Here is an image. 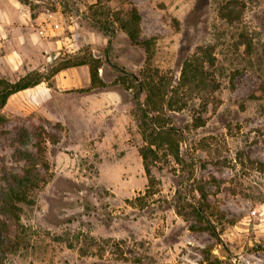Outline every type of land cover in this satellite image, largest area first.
Returning a JSON list of instances; mask_svg holds the SVG:
<instances>
[{
  "label": "rangeland",
  "instance_id": "rangeland-1",
  "mask_svg": "<svg viewBox=\"0 0 264 264\" xmlns=\"http://www.w3.org/2000/svg\"><path fill=\"white\" fill-rule=\"evenodd\" d=\"M17 1L76 22L74 61L97 60L105 88L90 90L81 77L77 88L39 101L18 93L0 109V202L25 166L18 153H33L39 135L43 177L33 204L18 205V223L0 217L14 243L0 264H264V0ZM132 9L148 53L121 30ZM187 60L203 69L180 87ZM21 75L0 68L11 83ZM132 76L169 91L165 115L179 134L181 162L161 156L153 195ZM193 207L210 230L189 229L203 226Z\"/></svg>",
  "mask_w": 264,
  "mask_h": 264
},
{
  "label": "trees",
  "instance_id": "trees-1",
  "mask_svg": "<svg viewBox=\"0 0 264 264\" xmlns=\"http://www.w3.org/2000/svg\"><path fill=\"white\" fill-rule=\"evenodd\" d=\"M35 15L31 14L33 19ZM139 20L140 17L135 9L131 10L130 17L127 21L121 23V30L125 32L130 43L135 46H141L148 53L150 50V40L139 41ZM81 51V50H80ZM79 51V52H80ZM78 55V54H77ZM66 58H59L55 63L56 67H52V74L61 70L71 68L88 66L89 70V88H105V84L100 79L98 74V61L91 59L85 60L81 58L74 61L76 55L66 54ZM203 61H197L192 64L190 60L184 62L181 70L180 87L184 86L195 74L202 72ZM148 75V74H147ZM148 77V78H146ZM144 76L139 81L135 77H131L132 84L135 88V96L133 100L134 108L132 114L137 122V128L141 136L142 145L138 148V154L142 161L144 173L147 177L146 195H153V178L151 176V168L160 161L161 156H170L176 164L181 161L179 159V134L176 128L170 124L166 117V111H172L173 102L171 96L168 97L169 91L161 84L155 82L153 78ZM45 76L42 74L26 75L17 82H9L0 79V109H2L10 96L26 89H31L40 84ZM144 93V100L140 102L138 95ZM3 118L0 116V121ZM196 127L201 126L195 124ZM36 138L35 150L33 153L25 150L19 152L18 155L24 161L25 166L21 169V173H15L6 189L2 191V198L0 202V217L9 218L12 223H18L19 213L21 211L18 205H32L33 200L29 197L30 191L37 187L38 181H43V177L36 170L35 160L40 157L42 153L41 135ZM202 201L206 199V195L202 189L197 191ZM129 203V201H126ZM194 214L203 225L202 228L190 227L191 231H199L201 229L210 230L211 227L204 215L202 207H193ZM205 221V222H204ZM9 229L6 222L0 219V255H4V251L14 247V243L10 240ZM0 257V259H1Z\"/></svg>",
  "mask_w": 264,
  "mask_h": 264
},
{
  "label": "crops",
  "instance_id": "crops-1",
  "mask_svg": "<svg viewBox=\"0 0 264 264\" xmlns=\"http://www.w3.org/2000/svg\"><path fill=\"white\" fill-rule=\"evenodd\" d=\"M77 28L76 22H65L59 12H41L32 19L30 10L17 0H0V68L18 70L21 78L31 72L42 74L47 67L52 68L62 51L72 55L78 52ZM25 51L30 55L26 57ZM81 77L89 81L83 66L67 68L18 93L33 91L36 101L44 100L77 88Z\"/></svg>",
  "mask_w": 264,
  "mask_h": 264
}]
</instances>
